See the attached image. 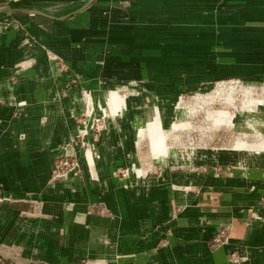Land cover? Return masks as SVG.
Here are the masks:
<instances>
[{"label":"crops","instance_id":"0c3cea01","mask_svg":"<svg viewBox=\"0 0 264 264\" xmlns=\"http://www.w3.org/2000/svg\"><path fill=\"white\" fill-rule=\"evenodd\" d=\"M23 1L0 5V264H264V150L152 170L144 102L97 106L124 79L155 98L181 79L264 82V0ZM134 158L145 173L124 177Z\"/></svg>","mask_w":264,"mask_h":264},{"label":"rangeland","instance_id":"374dc122","mask_svg":"<svg viewBox=\"0 0 264 264\" xmlns=\"http://www.w3.org/2000/svg\"><path fill=\"white\" fill-rule=\"evenodd\" d=\"M6 1L24 2L1 0L0 5H5ZM0 19L10 20L9 15H1ZM191 62L194 67L200 66V61ZM256 80L230 76L197 82L196 85L182 83L184 79L155 83L153 87L161 95L155 98L145 91L148 88L146 83L133 78L124 79L107 90L106 102L102 99L97 106H117L124 102L125 97L127 106L130 102L147 103H142L143 108L138 110L148 119L142 125L145 128L139 127L137 142L141 159L149 164L155 163L152 170L161 164L176 168L195 166L208 158L218 159L217 154L221 152H236L242 159L246 151L264 150V142L256 148L251 140L257 137L264 141V82ZM156 104L159 110L152 109ZM144 132L150 140L142 145L146 137ZM134 160L136 164H131L128 166L130 169L125 168L124 171L128 174L129 170L135 171V165L138 175L144 174L140 173L138 159ZM133 171L130 175L136 174Z\"/></svg>","mask_w":264,"mask_h":264},{"label":"built area","instance_id":"2783aa9c","mask_svg":"<svg viewBox=\"0 0 264 264\" xmlns=\"http://www.w3.org/2000/svg\"><path fill=\"white\" fill-rule=\"evenodd\" d=\"M106 112L107 111L105 109L104 110L105 116L101 115V116L96 117L94 129H93L94 132L99 133L100 130H102V128H104V123H105L106 117L108 115V114H106ZM87 116L88 115H86V117ZM83 124H84V126H83V128L80 129L78 139L75 140L74 144L72 145V149L70 148L69 150H67V152L63 156H61L55 163L54 172L59 177H68V174H70V172L74 171L76 166H78L79 161H77V158L75 157L76 155L74 154V152L72 150L83 144V139H84V136L87 132V124L85 122H83ZM87 149H89V147H87ZM92 150H93V151H91L93 153L92 157L99 158V154L96 151H94L93 148H92ZM120 173L124 177L128 176V172H126L124 170H121Z\"/></svg>","mask_w":264,"mask_h":264},{"label":"water","instance_id":"95a60500","mask_svg":"<svg viewBox=\"0 0 264 264\" xmlns=\"http://www.w3.org/2000/svg\"><path fill=\"white\" fill-rule=\"evenodd\" d=\"M96 115H94L93 117H92V123L89 125V127L87 128V132H86V134H85V136H88V134L89 133H91V131H93V129H94V125H95V120H96ZM84 136V137H85ZM87 143H88V141L87 140H84L83 141V150L84 149H86V145H87ZM85 151V150H84Z\"/></svg>","mask_w":264,"mask_h":264},{"label":"bare ground","instance_id":"6f19581e","mask_svg":"<svg viewBox=\"0 0 264 264\" xmlns=\"http://www.w3.org/2000/svg\"><path fill=\"white\" fill-rule=\"evenodd\" d=\"M1 1V0H0ZM101 116V115H100ZM90 152V151H89Z\"/></svg>","mask_w":264,"mask_h":264}]
</instances>
